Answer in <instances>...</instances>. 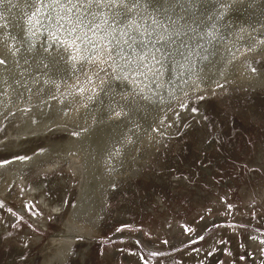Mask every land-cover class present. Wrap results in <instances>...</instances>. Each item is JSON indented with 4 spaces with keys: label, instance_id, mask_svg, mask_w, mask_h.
Here are the masks:
<instances>
[{
    "label": "rangeland",
    "instance_id": "1",
    "mask_svg": "<svg viewBox=\"0 0 264 264\" xmlns=\"http://www.w3.org/2000/svg\"><path fill=\"white\" fill-rule=\"evenodd\" d=\"M173 1L158 2L183 21H209L211 11L205 6L203 12H196V0H191L194 12ZM224 2L231 7L239 4L238 0ZM239 13L234 10L231 16L244 19ZM258 35L262 34L252 32L242 40ZM24 39V49L31 46L26 52L38 51L42 57L36 73L53 70L58 63L53 57L58 49L54 41L44 35L35 43ZM220 53L229 55L222 49ZM253 64L264 68L260 61ZM106 67L97 74L98 80L115 81L119 74L111 63ZM201 67L191 72L198 75ZM257 71L264 73V69ZM172 82L168 76L160 92L153 94L151 106L165 118L153 127H163L167 119L186 110L182 119L174 131H152L161 133L158 148L140 164L136 176L104 195L98 230L75 235L62 264H264L260 238L264 236V93L235 90L203 98L205 86L169 100L174 97L168 93ZM72 87L65 91L58 87L50 98L78 88ZM50 98L27 95L7 104L1 114L14 111L0 117V166L67 137V131L55 129L63 125L48 124L52 128L43 136L27 137L17 130L23 113H30H17L25 110V103L37 106ZM36 170L14 180L16 185L0 173V264H41L54 249L53 237H68L73 227L67 219L76 199V175L65 165Z\"/></svg>",
    "mask_w": 264,
    "mask_h": 264
},
{
    "label": "bare ground",
    "instance_id": "2",
    "mask_svg": "<svg viewBox=\"0 0 264 264\" xmlns=\"http://www.w3.org/2000/svg\"><path fill=\"white\" fill-rule=\"evenodd\" d=\"M146 1L141 0L140 7L134 10L131 35L140 38L135 31L139 24L145 40L149 39V32L153 41L163 37V43L157 45L160 52H155L151 45L147 49L137 45L135 50L123 45L127 37L121 35L119 25L111 26L112 17L107 8L90 9L96 15L83 17L81 25L77 26L75 18L79 14L61 8L69 4V0H4L0 4L3 14L0 25L7 24L6 28L0 27V58L6 61V65H0V117L5 118L14 111L1 114L7 110L9 102L17 103L27 95L50 98L58 87L60 90L78 87L56 99L50 98L46 104L31 106L25 103V110L17 112H30L23 113V121L17 129L27 137L43 136L52 128L48 124L66 126L55 129L67 131V137L33 153L19 155L28 157L26 160L15 159L19 157L16 156L0 166V173L9 176L11 182L31 169L40 173L64 165L76 175V199L68 210L67 219V225L70 222L73 227L68 237H53L54 249L44 256L49 259L45 258L41 264H62L70 245L76 241L75 235L97 231L104 215V195L121 181L136 176L140 164L149 160L153 149L162 142L160 134L175 130L186 110L167 119L163 127H153L165 119L162 111L151 103L168 76L173 81L168 93L174 96L169 100L205 86L208 91L203 98L235 90L245 94L264 93V73L257 71L264 68H256L253 64L264 63V44L259 43L264 38V1L238 0L239 4L220 8L218 11L225 14L220 20L213 16L215 28L211 27L212 21H183L177 13L169 15L167 8H161L159 0ZM224 1L219 0V3L226 4ZM179 5L194 12L192 1L180 0ZM201 8L205 5L199 3L196 12H203ZM234 10L245 18L231 16ZM60 15L65 19L61 20ZM69 16L72 19H68ZM106 20L109 23H105ZM252 32L262 35L248 42L242 40ZM43 35L58 47L53 53L58 63L50 72L37 74L42 57L36 54L38 51L27 53L22 41L26 38L35 43ZM117 40L123 45V52L110 55L107 49H115ZM250 48L253 50L249 51ZM221 49L229 55L220 53ZM141 52H147V58L141 59ZM154 52L155 60L152 59ZM110 63L119 74L117 82L111 78L99 81L97 74ZM195 66H203L198 75L191 72ZM117 111H121L120 116L115 115ZM32 120L35 122L31 123ZM154 129L161 133H152ZM16 142L12 145L18 147ZM260 238L264 240V236Z\"/></svg>",
    "mask_w": 264,
    "mask_h": 264
},
{
    "label": "snow or ice",
    "instance_id": "3",
    "mask_svg": "<svg viewBox=\"0 0 264 264\" xmlns=\"http://www.w3.org/2000/svg\"><path fill=\"white\" fill-rule=\"evenodd\" d=\"M10 2V0H9ZM189 3H191V0H188ZM235 2V0H233ZM4 0H0V4H3ZM175 3H180V0H175ZM199 3H202L206 6V10L211 11V15L207 16V20L212 21L211 27L215 28V20H220L224 16V12H219L218 10L220 8H228L231 7V5H226L219 3V0H199ZM70 4V6H69ZM69 4H63L61 5V8H65L68 13H77L79 15H76L75 23L77 26L81 25L82 18L85 16H95L96 12L94 10L89 11L90 9L94 8H107L109 12L111 13V26L115 28L117 25L120 27V33L122 36L127 37V39L123 40V45H127L129 48L135 50V46H140L142 49H147L149 45H151L152 48L155 49V52H160V47H157V45L163 43V37H161L158 40L153 41L151 39L152 33H148V40L144 39L143 32L140 31V25L136 24L135 31L140 34V38L138 39L136 36L131 35L132 31V25L135 23V15L134 10L140 7L141 0H76V3L72 4L71 0H69ZM3 14L0 13V16ZM213 16H215V20H213ZM60 19L63 20L65 17L63 15H60ZM68 19H72L71 16L68 17ZM105 23H109L108 20L105 21ZM98 26V25H97ZM0 27H7V24L0 25ZM63 27V25H61ZM124 29H128V31H124ZM89 30H92L91 28ZM115 38V37H114ZM13 39H16V37H13ZM22 41V45H23ZM259 43L264 44V38H261L259 40ZM123 45L119 40H117V46L115 49L108 48V52L110 55H120L123 52ZM255 47V46H254ZM31 46L26 48V51H30ZM253 49L250 48L249 51H252ZM19 51V49H17ZM155 52L152 54V59L155 60ZM13 55H15V52H13ZM147 58V52H141V59ZM18 63V62H17ZM25 63H28L27 60H25ZM159 63V61H157ZM0 65H6V61L2 58H0ZM45 68L48 67V65H44ZM253 72L256 71L255 68L252 69ZM55 82V81H53ZM91 99V97L89 98ZM123 111V109H121ZM121 111H117L115 113L116 116L121 115ZM15 159H19L21 161L28 159L26 156H19ZM4 163H7L5 161ZM261 243H264V241H261ZM153 255H157V253H153ZM143 259V257H142Z\"/></svg>",
    "mask_w": 264,
    "mask_h": 264
}]
</instances>
